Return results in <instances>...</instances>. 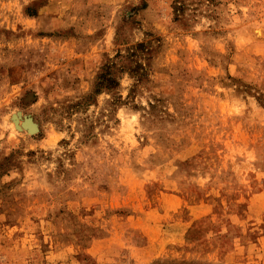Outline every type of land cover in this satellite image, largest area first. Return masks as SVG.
I'll return each instance as SVG.
<instances>
[{"label": "rangeland", "instance_id": "1", "mask_svg": "<svg viewBox=\"0 0 264 264\" xmlns=\"http://www.w3.org/2000/svg\"><path fill=\"white\" fill-rule=\"evenodd\" d=\"M0 264H264V0H0Z\"/></svg>", "mask_w": 264, "mask_h": 264}, {"label": "bare ground", "instance_id": "2", "mask_svg": "<svg viewBox=\"0 0 264 264\" xmlns=\"http://www.w3.org/2000/svg\"><path fill=\"white\" fill-rule=\"evenodd\" d=\"M18 112V111H17ZM19 114V113H17ZM16 113L13 115V121L16 129L21 130V129H26V131L32 133L36 132L38 129L37 123L33 120L32 117H23L20 118L19 115ZM12 120V119H11Z\"/></svg>", "mask_w": 264, "mask_h": 264}, {"label": "trees", "instance_id": "3", "mask_svg": "<svg viewBox=\"0 0 264 264\" xmlns=\"http://www.w3.org/2000/svg\"><path fill=\"white\" fill-rule=\"evenodd\" d=\"M138 45H140V44H138ZM107 75H108L107 72H105L103 74H100L99 78L101 77V79L99 80L97 87H100L101 84H107V85H109V84L115 82L112 77H110L109 75L107 76Z\"/></svg>", "mask_w": 264, "mask_h": 264}]
</instances>
